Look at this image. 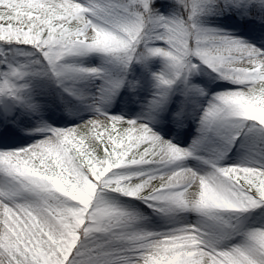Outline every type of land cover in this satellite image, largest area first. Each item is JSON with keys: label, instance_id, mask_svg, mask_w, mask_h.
I'll return each instance as SVG.
<instances>
[{"label": "snow or ice", "instance_id": "6c2138e0", "mask_svg": "<svg viewBox=\"0 0 264 264\" xmlns=\"http://www.w3.org/2000/svg\"><path fill=\"white\" fill-rule=\"evenodd\" d=\"M0 140V264H264V0H0Z\"/></svg>", "mask_w": 264, "mask_h": 264}, {"label": "rangeland", "instance_id": "374dc122", "mask_svg": "<svg viewBox=\"0 0 264 264\" xmlns=\"http://www.w3.org/2000/svg\"><path fill=\"white\" fill-rule=\"evenodd\" d=\"M229 31H232L237 36H242L243 39L249 41L250 43H254L257 46L260 44V40L258 37H253L247 34L241 33L239 29L231 28ZM89 62L92 64H98L99 61L94 57L89 59ZM155 69V68H154ZM141 69L134 67L133 73L136 77H139V72ZM154 71H157L155 69ZM207 77H201L199 80H206ZM216 83H223L221 81H218ZM213 88L216 87V84L212 85ZM216 90H222V89H216ZM151 88L150 89H144L138 93H132L129 92L127 89H124L120 92V94L116 97V99L112 102L109 111H111L113 114H122L129 118H135V116L140 112L141 110V104L149 97ZM81 115H84L85 118L89 115L88 113H81ZM39 119V117H33L30 121L27 123L21 125L20 129L17 130L18 135L15 139H20L23 136L29 134L30 130L35 128L36 122ZM44 119L48 121V123H53L55 121L54 126H70L71 122L76 120L77 117L73 115H69L67 112L63 111L61 108H57L53 106L51 110L46 111L44 113ZM155 129L166 139H179L184 144L190 142L192 138L196 134V123L194 120H190L186 123V125L182 129H177L175 125L164 123V124H156L154 125ZM179 132V137L176 136V133ZM33 136V135H32ZM40 138L38 135H34V137ZM34 142V141H33ZM12 143V142H11ZM10 141L8 142V146H10ZM4 146V142L0 140V147Z\"/></svg>", "mask_w": 264, "mask_h": 264}, {"label": "trees", "instance_id": "16d2710c", "mask_svg": "<svg viewBox=\"0 0 264 264\" xmlns=\"http://www.w3.org/2000/svg\"><path fill=\"white\" fill-rule=\"evenodd\" d=\"M94 58V57H93ZM135 67H137V68H139L140 69V67L137 65V66H135ZM159 69L160 68V64H159V62H155L153 65H152V70L154 71L155 69ZM141 75V70H140V72H139V76ZM201 77H197L196 79L197 80H199ZM151 88V81L147 78V77H145V82H144V89H150Z\"/></svg>", "mask_w": 264, "mask_h": 264}, {"label": "bare ground", "instance_id": "6f19581e", "mask_svg": "<svg viewBox=\"0 0 264 264\" xmlns=\"http://www.w3.org/2000/svg\"><path fill=\"white\" fill-rule=\"evenodd\" d=\"M24 138H29V136H25ZM32 140H33V138H32Z\"/></svg>", "mask_w": 264, "mask_h": 264}]
</instances>
